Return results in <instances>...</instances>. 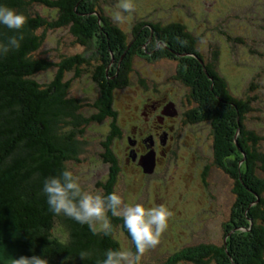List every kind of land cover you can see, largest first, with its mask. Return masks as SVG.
<instances>
[{"label": "trees", "instance_id": "trees-1", "mask_svg": "<svg viewBox=\"0 0 264 264\" xmlns=\"http://www.w3.org/2000/svg\"><path fill=\"white\" fill-rule=\"evenodd\" d=\"M0 3L26 18L19 49L0 56V256L7 260L38 255L48 264H96L106 250L121 249L116 238L118 228L130 238L121 217L107 213L110 234L93 235L87 225L48 211L41 193L42 181L62 171L68 161L78 160L76 133L83 134L94 121L112 118L101 154L109 163V175L98 185L104 195L117 191L122 167L112 145L119 136L130 144V132L124 134L117 124L114 91L129 84L134 57L165 55L178 63L174 78L191 87L189 99L193 104L184 114L185 121L210 123L215 164L234 180L235 198L224 224L222 244L186 246L164 264H264V149L260 145L264 136L247 127L251 99L231 93L226 78L218 72L216 51L214 59L209 60L199 38L181 21L162 24L138 20L129 34L105 13L99 0ZM36 4L55 8L57 16L40 14L34 9ZM65 27L87 47L84 53L63 57L59 62L34 56L43 46L46 31ZM16 34L0 26V43ZM51 67L56 68L51 82L36 79L39 72ZM89 68L100 90L92 102L69 94L74 79ZM71 72L73 77L65 79ZM85 106L97 112L85 116ZM134 123L128 121L129 131Z\"/></svg>", "mask_w": 264, "mask_h": 264}, {"label": "rangeland", "instance_id": "rangeland-1", "mask_svg": "<svg viewBox=\"0 0 264 264\" xmlns=\"http://www.w3.org/2000/svg\"><path fill=\"white\" fill-rule=\"evenodd\" d=\"M99 2L111 18L119 11V0ZM131 3L133 10L130 13L121 12L123 22L112 18L125 32L131 34L132 26L138 20L162 24L181 21L199 38L202 52L209 60H213L217 52L218 72L226 78L231 93L251 99L252 110L246 114L247 127L264 136V0H131ZM34 9L50 18L57 16L55 8L42 4H36ZM86 50L87 47L78 43L76 36L65 27L46 31L43 46L34 56L59 62L63 57ZM175 65L178 66L176 61L134 57L129 84L114 91L117 124L124 134L130 132L128 121L129 124L131 120L135 122L137 109L142 102H150V98L154 101L165 95L173 96L180 111L173 123L169 121L175 128L170 132L174 135L173 140L168 139L169 153L165 157L161 155V162L151 175H144L134 163L127 164L126 157L130 152L124 148V137H116L112 145L122 167L117 192L123 200L146 206L163 205L170 212L167 228L158 243L138 258H135L131 239L118 228L116 238L121 249L132 253L134 264H164L168 257L186 246L222 244L224 224L229 220L235 198L234 180L215 164L210 123L185 121L184 113L191 105L185 104L186 85L174 78ZM55 74L56 68L51 67L39 72L36 79L49 83ZM70 77L73 72L66 74L65 79ZM99 91L91 68L74 79L69 88L70 95L87 102L96 100ZM95 112L97 110L91 106L82 109L85 116ZM111 121L112 118L94 121L83 134L75 135L78 160L68 161L67 165L85 190L103 191L98 182L108 177L109 163L101 156L104 151L102 141L111 131ZM136 121L140 124L138 119ZM260 145L264 149V141Z\"/></svg>", "mask_w": 264, "mask_h": 264}, {"label": "clouds", "instance_id": "clouds-1", "mask_svg": "<svg viewBox=\"0 0 264 264\" xmlns=\"http://www.w3.org/2000/svg\"><path fill=\"white\" fill-rule=\"evenodd\" d=\"M117 8L119 11L114 12L112 18L118 22H123L121 12L130 13L133 10L131 0H119ZM25 23L23 13L0 3V26L17 33L0 43V56L19 49V41L24 38L20 30ZM41 193L45 197L49 212L54 215L63 214L81 225H87L93 235L100 232L110 234L112 226L107 213L110 212L113 217H121L123 228L135 246V258L158 243L170 217L169 210L163 205L146 206L134 201L125 202L121 194L115 190L107 195L95 189L85 190L68 166L59 173L44 177ZM0 264H48V262L38 255L7 260L0 256ZM96 264H134V257L127 249H108L104 253V258L98 260Z\"/></svg>", "mask_w": 264, "mask_h": 264}, {"label": "flooded vegetation", "instance_id": "flooded-vegetation-1", "mask_svg": "<svg viewBox=\"0 0 264 264\" xmlns=\"http://www.w3.org/2000/svg\"><path fill=\"white\" fill-rule=\"evenodd\" d=\"M155 51H151L154 53ZM163 59L165 61L169 60L168 56H158L152 58V60ZM187 93L185 94L187 106L190 104L192 106L193 102L190 101L191 96V87L187 86ZM150 102L144 101L137 109L139 113L137 114L140 124H137V121L133 124L130 133L127 135L130 144H127V148L130 152V156L126 157L127 163H134L135 166L140 168L144 175H151L144 172L143 166L140 165V157L150 150H154L156 153V166L161 162L160 159L168 155L170 146H168V139L173 140L174 135H170L171 131H175L174 120L180 115L179 109L176 107V101L169 98L167 95L165 97L159 98L158 100H151ZM190 101V102H189ZM174 103L177 114L171 116V111L173 108H169V105ZM185 115L187 113H184ZM140 118V119H139ZM172 123H169V121ZM170 121V122H171ZM164 148V150H163ZM163 150V151H162ZM161 153V154H160ZM160 161V162H159ZM154 169V170H155Z\"/></svg>", "mask_w": 264, "mask_h": 264}, {"label": "water", "instance_id": "water-1", "mask_svg": "<svg viewBox=\"0 0 264 264\" xmlns=\"http://www.w3.org/2000/svg\"><path fill=\"white\" fill-rule=\"evenodd\" d=\"M169 108H173L171 111V116H175L177 114V111L175 109L174 103L169 105ZM140 165L143 166L144 172L145 173H152L155 169L156 166V153L154 150H150L149 152L145 153L140 157L139 161Z\"/></svg>", "mask_w": 264, "mask_h": 264}]
</instances>
